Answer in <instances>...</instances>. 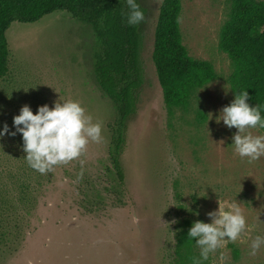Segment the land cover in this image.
<instances>
[{
  "label": "rangeland",
  "instance_id": "374dc122",
  "mask_svg": "<svg viewBox=\"0 0 264 264\" xmlns=\"http://www.w3.org/2000/svg\"><path fill=\"white\" fill-rule=\"evenodd\" d=\"M140 2L145 9L140 86L120 157L122 190L108 157L116 112L94 81L92 32L63 11L35 23L15 22L6 30L9 55L0 81V126L7 123L13 130L12 117L22 105L35 114L39 105L51 108L54 101L73 100L101 125L102 140H89L78 158L31 181L29 204L14 201L18 228L0 245V264H174L178 235L196 220L210 222L207 212L234 199L246 231L209 253L202 264H264V247L249 254L250 239L264 234V157L251 163L240 158L231 145L236 129L215 122L234 98L228 84L231 62L219 49L228 2L180 0L183 45L192 58L212 64L215 78L194 93L187 112L176 109L172 115L164 107L151 60L161 3ZM209 113L213 118L208 120ZM249 131L264 134L259 128ZM21 144L19 133L0 138V178L5 170L21 171ZM193 254L199 257L195 244Z\"/></svg>",
  "mask_w": 264,
  "mask_h": 264
},
{
  "label": "trees",
  "instance_id": "16d2710c",
  "mask_svg": "<svg viewBox=\"0 0 264 264\" xmlns=\"http://www.w3.org/2000/svg\"><path fill=\"white\" fill-rule=\"evenodd\" d=\"M228 15L219 33V49L231 62L228 78L231 92L245 90L249 107L261 106L264 118V1L226 0ZM145 16L140 0H136ZM63 11L92 32L96 50L93 54L94 81L112 103L116 117L111 126L108 157L110 172L119 190L124 177L120 165L126 125L136 111V92L140 86V27L124 22L125 0H0V81L8 71V45L5 32L12 23H35L53 12ZM180 0H163L157 16L151 60L169 115L174 110L187 112L194 93L215 78L211 63L192 58L182 41ZM200 120L203 114H198ZM264 130V129H263ZM21 171L5 170L0 178V245L18 228L12 214L16 203L33 201L30 183L40 178L26 161ZM32 173V174H31ZM34 174H36L34 176ZM187 230L177 238L174 264H192L194 238Z\"/></svg>",
  "mask_w": 264,
  "mask_h": 264
},
{
  "label": "clouds",
  "instance_id": "9594fccd",
  "mask_svg": "<svg viewBox=\"0 0 264 264\" xmlns=\"http://www.w3.org/2000/svg\"><path fill=\"white\" fill-rule=\"evenodd\" d=\"M125 4L127 12L124 14V22L129 26L142 22L144 14L136 0H125ZM229 89H225V93ZM246 99L248 93L245 90L234 93L231 102L223 106L215 116V122L222 121L224 126L236 129L231 137L233 151L251 163L264 157V134L253 135L249 130L264 129V118L261 116V106L249 107ZM208 116V120L213 118L211 113ZM12 129L10 131L7 123H4L0 126V138L6 133L9 136L19 133L27 165L40 174L51 172L55 166L78 158L89 140H102L101 125L93 123L92 117L86 115L84 108L73 100L54 101L51 108L48 104L39 105L35 114L28 105H22L19 114L12 117ZM192 214L199 213L192 211ZM206 216L210 222L196 220L187 231V237L192 241L194 238V244L199 249V257L191 258L192 264H202L208 259L209 253L229 242L237 241L247 228L245 216L235 199L218 203V208L207 212ZM132 220L134 223L138 222L135 216ZM172 243H175L173 239ZM262 247L264 234H258L249 241V254L256 255ZM224 259L221 254L219 260L223 262Z\"/></svg>",
  "mask_w": 264,
  "mask_h": 264
}]
</instances>
